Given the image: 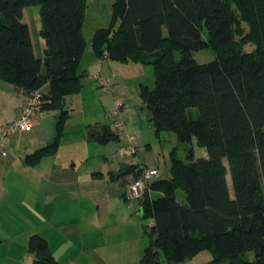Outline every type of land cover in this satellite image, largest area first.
<instances>
[{
  "label": "trees",
  "instance_id": "obj_1",
  "mask_svg": "<svg viewBox=\"0 0 264 264\" xmlns=\"http://www.w3.org/2000/svg\"><path fill=\"white\" fill-rule=\"evenodd\" d=\"M31 6H40L42 56L24 22ZM86 7L87 0H0V81L26 96L42 89L41 110L61 111L53 143L26 162L56 152L69 116L65 98L82 90ZM92 49L99 59L152 66L154 87L142 83L139 97L155 135L195 140L208 154L197 159L192 148L184 160L173 149L169 177L149 183L139 204L152 225L137 264H179L204 250L213 255L207 264H264V0H115L112 23L94 33ZM205 49L215 60L199 64L193 56ZM117 133L96 125L87 138L104 145ZM129 174L138 166L109 179ZM28 251L33 264H60L40 234Z\"/></svg>",
  "mask_w": 264,
  "mask_h": 264
},
{
  "label": "crops",
  "instance_id": "obj_2",
  "mask_svg": "<svg viewBox=\"0 0 264 264\" xmlns=\"http://www.w3.org/2000/svg\"><path fill=\"white\" fill-rule=\"evenodd\" d=\"M39 44L43 54L45 40L40 38ZM87 53L85 61V50L79 73L92 76L91 80H97L101 87V80L109 84V89H105L114 105L108 106V112L122 105L127 132L138 143L135 163L158 168L160 178L161 158L154 152L157 143L150 123L152 115L142 114L141 100L138 101L145 66L99 59L93 49ZM25 98L22 90L0 81V134L5 125L19 116ZM64 105L69 116L55 153L37 162H26L28 155L53 143L61 111L41 110L29 132L4 140L0 152V264H33L34 256L28 251L33 234H40L49 242L60 264H118L115 261L123 259L127 252L129 231L119 225V220L130 216L124 195L133 174L109 179L131 166L114 158L120 148L128 145L126 133H117V140L104 145L88 140L89 128H112L113 119H105L108 112L104 102L103 110L96 116L86 115L83 83L81 92L67 96ZM73 132L80 134L71 135ZM111 142H116L115 149L108 146ZM95 155H102L104 160L99 170H95ZM113 162L116 164L111 165ZM95 173L103 177L95 178Z\"/></svg>",
  "mask_w": 264,
  "mask_h": 264
},
{
  "label": "rangeland",
  "instance_id": "obj_3",
  "mask_svg": "<svg viewBox=\"0 0 264 264\" xmlns=\"http://www.w3.org/2000/svg\"><path fill=\"white\" fill-rule=\"evenodd\" d=\"M115 0H87V7L85 11V17L83 22V37L86 42V54H85V61H87V52L92 50V41L94 33L98 29H108L112 23V10H113V4ZM24 22H26L31 32L33 33L34 40L36 41L35 47L37 54H41V46L39 44L40 36L38 34V31H42L41 26V17H40V6H31L24 10ZM242 27L244 29V32H248V26L246 23H242ZM250 45L246 46L245 49L249 50ZM42 56V54L40 55ZM176 59H179V54L175 53ZM194 59L199 64H206L213 60H215V54L210 49H205L199 52H196L194 54ZM90 74V73H88ZM89 77H83V93L85 95V112L86 115H93L95 116L103 110L102 102H104V106L107 108V112L109 110L108 106L114 105L113 98L110 95V92H107L106 89L98 84L97 80H91L92 76ZM135 82V81H131ZM5 83V82H4ZM142 83L146 86H148L150 89L154 87V70L152 66H145V75ZM138 88V85L136 86ZM105 99V100H104ZM138 101L140 102V98H138ZM116 108V106H115ZM112 107V109L105 113V119H108V121H111L113 118H111V114L113 110L115 109ZM142 114H151L149 110L146 108L142 109ZM191 113L194 115V117L197 116V110L191 109ZM96 122V121H95ZM104 123V121L102 120ZM67 131V130H66ZM154 133V131H153ZM79 135V132H73L71 135ZM69 135V134H67ZM156 137V145L154 146V152L161 158V164H160V177L167 178L169 177V153L174 149H177L178 155L182 159H186L187 153L190 149L193 148L195 158H207L208 154L206 149L200 148L196 145L195 140H193L192 144H182L177 141L176 136L171 132H163L160 137ZM175 139V145L173 144V140ZM110 149L116 148L117 144L116 142H111L109 145ZM104 147V146H103ZM114 153V152H113ZM111 155V154H110ZM100 160V162L98 161ZM104 163V160L102 159V155L100 158H97L95 155V170H99L101 167L100 163ZM93 163V159H92ZM116 162H113L111 165H115ZM226 164V161H225ZM117 166V165H116ZM158 169V168H157ZM159 177V176H158ZM136 178V176H132L131 181L128 183L127 188L130 186V184L133 182V180ZM229 186L232 191V183L230 177L228 178ZM179 197L184 199L183 194L180 192ZM130 210L129 214L130 216L126 217L125 215L119 220V225L123 228L127 227V232L129 233L128 239H127V245L126 249L127 252L125 253V256L123 259L119 258L115 261V263H122V264H137L141 257L143 256V253L145 251V248L148 246L149 239L146 235L145 228L149 226L150 220L149 219H138L134 216V212L139 204L135 203V208H131L129 204L126 202L125 204ZM131 221V222H130ZM128 222L130 224H128ZM122 228V229H123ZM121 249V248H120ZM121 255V254H120ZM213 259V255L207 251H201L195 256H193L190 259H187L179 264H207ZM162 264H174L171 262H168L167 260L163 259Z\"/></svg>",
  "mask_w": 264,
  "mask_h": 264
},
{
  "label": "built area",
  "instance_id": "obj_4",
  "mask_svg": "<svg viewBox=\"0 0 264 264\" xmlns=\"http://www.w3.org/2000/svg\"><path fill=\"white\" fill-rule=\"evenodd\" d=\"M102 86L109 89V84L105 81H100ZM44 91L37 90L26 96L25 101L21 105L19 116L11 123L4 126L0 134V152L3 148L4 140L10 135L29 132L33 126L37 114L41 111L44 104ZM113 118L112 128L118 133H126L128 145L120 148L115 155V160L134 164L138 166V175L127 188L125 193V201L131 208H135V203L139 204L145 191L149 188V183L159 176V171L156 167H148L135 163L134 159L138 152V143L133 134L127 132L126 122L122 111V105L118 104L111 114Z\"/></svg>",
  "mask_w": 264,
  "mask_h": 264
},
{
  "label": "water",
  "instance_id": "obj_5",
  "mask_svg": "<svg viewBox=\"0 0 264 264\" xmlns=\"http://www.w3.org/2000/svg\"><path fill=\"white\" fill-rule=\"evenodd\" d=\"M134 215H135V217H137L139 219H144L145 213H144V205H143V203H140L137 206V208H136V210L134 212Z\"/></svg>",
  "mask_w": 264,
  "mask_h": 264
}]
</instances>
